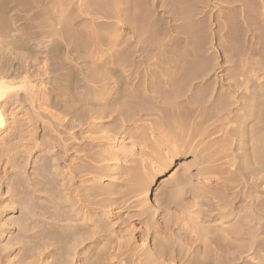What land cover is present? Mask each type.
Returning a JSON list of instances; mask_svg holds the SVG:
<instances>
[{
    "label": "bare ground",
    "instance_id": "obj_1",
    "mask_svg": "<svg viewBox=\"0 0 264 264\" xmlns=\"http://www.w3.org/2000/svg\"><path fill=\"white\" fill-rule=\"evenodd\" d=\"M155 1L0 0V264H227L264 257V95L254 93L249 69L232 66L245 75L247 111L238 117V143L214 149L216 157L230 154L233 166L209 167L197 137L221 129L229 137L236 116L231 94L207 78L210 58L200 49L207 18L190 17L201 0H161L163 10L186 18L174 29L189 35L192 54L179 61L180 48L172 55L163 46L173 42L157 37L168 18ZM242 1L251 21L253 0ZM123 26L133 41L122 40ZM136 36L143 52L156 45V59L135 60ZM180 140L189 154L176 151ZM159 143L168 152L160 175L181 161L158 187L155 176L147 180L140 172L134 181L116 172L108 182L92 172L106 156L117 159L122 144L131 145L128 168L137 171ZM43 154L44 176L54 185L45 191ZM133 196L138 212L128 201Z\"/></svg>",
    "mask_w": 264,
    "mask_h": 264
},
{
    "label": "rangeland",
    "instance_id": "obj_2",
    "mask_svg": "<svg viewBox=\"0 0 264 264\" xmlns=\"http://www.w3.org/2000/svg\"><path fill=\"white\" fill-rule=\"evenodd\" d=\"M162 1L161 0H156L155 1V2H158L157 6H156V7H159V8H157L158 11H160V10L166 11V10H163V8H164L163 4L161 6ZM226 1H228V2H226ZM241 1L240 0H235V2H234V0H206V2L204 3V1L202 2V0H201V1L198 2V3H200V5H198L197 2L194 3L195 10H191L192 15H190L192 20H197V19H199V17L200 18H207L206 24H205L206 25L205 28L206 27L207 28L206 29L204 28V30H206L207 33H206V31L203 30V32H205L206 38H203V40H205V42L203 40L201 41V42H204V45L202 46V48H200V47H201V45L203 43L202 44L199 43L200 44L199 48L201 50L204 49L202 52H204L206 55L208 54L209 55V56L207 55L208 58L211 59V60L209 59V62H207L210 65L209 68L206 67L207 69H205V71H207L209 69L207 71L208 72V74H207L208 77L207 78L210 77L209 78V80H211L210 82L213 81L214 83H216V88H217V90H222L221 93H223L225 91L226 93L229 92L231 94L232 100H233L232 102H233V107H234V111H235V116H236V117H234V121H233L232 126H231V129H235V130L232 131V133H231V135H229V137H227V138H224L225 136L222 137L223 134H224L223 133V129L217 130V132L211 133L205 138L202 135L197 137L199 139V141H201L200 145H198V147H197V149L199 148L197 151H198V153H200L201 156L204 154L203 156L208 157V161L206 162V164H210L211 165V163H212V166H209L211 168H213V166L214 167L216 166V165H213V164H217V166L219 164V166H222L223 169L231 168L230 167L231 165L233 166V164L230 162V160L232 161V156H230V154H228L227 156L224 155V157L223 156H219L221 154L218 155L219 157H216L213 154H214V152H216L215 150H216V147L218 146V144L220 146L221 145L220 143L221 142L223 143V141L226 144L228 143L229 146L233 145V147H234L235 144L238 143L239 137H237L236 132H235L237 127L239 126V118L238 117L240 116V114L242 115L245 111H247L246 108L243 109V105H242L243 102H244V99L247 97V95H245L246 97L245 98L243 97L244 99L242 98V94L245 91V86H243L241 84V82H243V80L245 79V75L243 77V75H241V74H235L234 71L232 70V66L233 65L235 66L236 64H239V65L242 64L243 66H241V67H243L244 69H249L250 74L253 73V75H254L253 76L254 77V93L257 94V95H261V96L264 95V0H253V1H250V5H251V21H248V17H247L248 14H247V11H246L247 9L243 10V5H242L243 1H242V3H241ZM257 3H258V5H257ZM158 4H159V6H158ZM222 5H224V7ZM235 5H237V6H235ZM229 6H231V7L233 6V7L230 9ZM236 8H238V9H236ZM196 10H197V12H196ZM207 12H209V13L207 14ZM232 12L233 13L236 12V13L233 14ZM160 13H161V11H160ZM164 13L166 15L165 17L168 18V19L165 20L166 23L164 22V24H165L164 25L165 32H164V34L161 33V34L157 35V37L159 36V39H161V38L164 39L165 38V39H167L166 41L171 40L173 42L172 44H171V42H168V44H170V46H173L174 48L170 47L167 44L166 41L162 42V44H164L166 42L165 44L168 45V48H165L163 46V49L164 50L165 49H168V50L170 49V51L172 52L171 53L172 55H173V53L175 54L178 51V48H180L178 53H176L177 57H178L177 59L179 60L180 57L182 58V56L184 55V57L181 59L183 61L184 59L187 58L186 57L187 54H190L192 52V49L190 48L191 45H190V43L188 41L189 39L187 38V36H189V35L187 33L183 32V31H181V30H178L177 28H176L177 30L174 29V28L177 27V25H180L179 23H183L182 21H186V18H183L184 15L177 14V15H179V16H177L176 14H172L173 12L170 13L169 10L164 12ZM175 17H177V18L179 17V18L175 19ZM196 17H197V19H196ZM225 18H226V20H225ZM142 20H143L142 15H137V17L135 16V18H134V22L138 26L140 25V23H142ZM239 20H242V21L240 22ZM228 21H229V23H228ZM231 21H235L238 26L236 25L235 22H233V23H235L234 24L235 25L234 28L230 27V26H232V25L229 26V24L232 23ZM172 22H173V24H172ZM225 25H227V26H225ZM123 27L124 28H123V32H122L123 33L122 40L125 41L129 37H131V35L130 34L128 35V32L126 33V31H127L126 30L127 29L126 26H123ZM235 28H236L237 32L235 31ZM167 29L169 30V32H168ZM233 30L235 32H233ZM259 30H261V31H259ZM170 32H171V34H170ZM236 34H238V35L240 34L239 37ZM203 35H204V33H203ZM126 36L127 37L129 36V37L127 38ZM167 37H169V38H167ZM172 37L173 38L175 37L174 40L170 39ZM125 38H127V39H125ZM131 40L133 41V38H129V41H131ZM137 40H138V38L136 36V45L137 44L139 45V42ZM161 41H162V39H161ZM174 41H175L176 45L178 44V42H180L179 44H181V43L182 44L180 45V47L179 46L177 47V46H175ZM230 41H232V42H230ZM238 41H239V43H238ZM186 42H188V43H186ZM231 44L233 45V47H232ZM155 46L156 45L152 46V47H154L153 50L151 48L150 52L146 53V52H143L142 49H140L142 47L139 45L138 46L139 48L137 47V49H136L135 60L139 59V57L142 58V54L143 55L145 54L144 57H146V58H148V55H149L150 59H152V60L156 59L155 53L157 52L156 53V56H157V54H158V50L157 49L158 48H155ZM181 46H182V50H181ZM186 47L190 48V50L187 49ZM238 47H240V48L238 49ZM184 48L187 51L185 50V52H184L183 51ZM174 49H175V51H172ZM201 50H198V52H201ZM189 51H191V52H189ZM166 52H167V50H166ZM181 52H184V53H182V55L180 56ZM207 56H206V58H207ZM181 60H179V61H181ZM206 66H208V65H206ZM252 67H253V69H252ZM234 105H236V106H234ZM107 128H108V126H107ZM131 134H130V136H131ZM135 134L137 135L138 133L135 132ZM130 136H128V137H130ZM212 139H215V140L217 139L218 141L216 140L217 141L216 142L215 140L213 141ZM180 141H178L179 145H178V142L177 143L173 142V144L172 143L171 144L172 145H174V143L176 144V145H174V147L176 148V151L179 150L180 152H184V153H188L189 154V151H190L189 146L186 145L183 142V140H180ZM211 141H213V142H211ZM139 143L145 146V144L141 143V138H139ZM180 143H181V145H180ZM122 146H123V149L121 148V150H119V152L117 154V159H116V157L114 159H111V155H110V158H109V156L108 157L106 156L105 157L106 159L104 158L102 160L103 162L100 161V162L96 163V165L94 166V169H93L92 172H94V170H95L96 172L100 173L101 175L100 174L98 175V174H96L94 172L95 175H97L99 179H101V180H103L105 182H108V180L111 177V174H116V172H117V174L119 173V175L123 176L124 178L127 177L130 181H134V179H136V177L141 178V176H144L143 177L144 179L150 180L151 177L155 176L158 179L157 180V186H156V187H158L159 186L158 184L160 183L161 178L164 175H166V176L170 175L172 173V171L177 167L179 162L181 161L180 159H177L176 164H174L173 166H170L169 169L167 170V172H165V174L160 175L161 171H162V164H163L162 163V161H163L162 158L164 156L168 157V152H167V148H166L165 144L159 143L158 152H155L154 154H152L153 156L151 155V157L149 159L150 161L147 160L148 163L146 162L145 165H141V167L137 170L138 172L136 171V169L132 170V171L131 170L129 171L128 166L133 162L132 156L128 155L130 153L129 152L130 151L129 148L131 147V145L122 144ZM127 147H129V148H127ZM124 148H125V150H124ZM161 152L162 153L164 152L165 155H162ZM212 156L216 157V158H213ZM211 158H213L214 160H212ZM43 159H44V154H43V156H40V159H39V162H40L39 163V168L41 169V172H42V176H41V178L39 180L41 185H39V186H40V188L42 190H44V189L45 190H51L54 187V185H51L47 181L46 177L44 176V174L48 173V170L46 168V164L48 162H46L47 160L45 162H43ZM128 159H129V161H128ZM122 160H123V163H121ZM127 161L130 162V164H128ZM119 162H120V164H119L120 166L118 165ZM226 163H229V165H227ZM125 164H127V165H125ZM217 166L215 167V169L217 168ZM114 167H115V169H114ZM204 167H206V166L204 165ZM97 169H98V171H97ZM209 171H210V174L213 171H215L216 173L218 171L222 172L221 170H218V171L217 170H213V171H211L210 168H209ZM44 172H46V173H44ZM139 172H140L141 176L139 175ZM215 172H213V174H215ZM220 172H218L220 174V175L218 174L219 177L222 176V175H223L222 177H224L225 171L222 172L223 173L222 175H221ZM207 173H209V172H207ZM105 174H107V175H105ZM215 175H217V174H215ZM102 177L105 178V179H103ZM129 177H131V178H129ZM228 178H226V179H228ZM204 183L208 186V181L207 180H204ZM175 185L174 186L172 185L171 188H169V189H171L170 192L172 193L170 196L173 197V198L170 197V199H172L173 201L177 199L176 196H178V195H175V193L176 194L178 193L180 184L176 183V181H175ZM116 187L119 189V186H116ZM156 187H154V189ZM167 188H165V189H167ZM114 189H116V188H114ZM165 189H161V191L163 190L162 192L164 193L166 191ZM248 191H250V190H248ZM248 191H247V194H248ZM250 193H252V191ZM169 194L170 193H168V194L164 193V195H166V196H169ZM243 194H244L243 192L242 193L238 192V194H237L238 197H239L238 200L243 198ZM252 194L251 195L249 194L251 196V197L249 196L251 199H253V196H254V195L252 196ZM249 197L247 198V196H246L247 200L249 202H251L250 201L251 199ZM206 198H207V196H206ZM128 201L132 202L131 203L132 209H134L135 211L138 212L139 203L136 204V197L133 196L132 198L128 199ZM248 201H247L248 205L251 206V204H249ZM40 202L42 203V201H40ZM262 203L263 202L261 201V199H259V206L262 205V207L260 206L261 207V209H260V227L261 228L264 227V216H263L264 215V206H263ZM247 209L248 208H247V205H246V210ZM33 210H35V212H36V211H38V208H33ZM249 210L250 209H248V211ZM50 211H52V210L50 209ZM51 214H52V212L46 213L47 216H49ZM2 215L4 216V221L5 220L7 221L10 218V214L9 213H7V214L5 213V214H2ZM16 225L17 226L20 225L19 220H18V223ZM17 228H19V227H17ZM36 236H37V238L35 237L34 241H36L38 243L41 241V238H44L43 236H41V234L40 235H36ZM36 242H34V243H36ZM221 261L219 260V264H222ZM228 263L229 264H264V257H258V258L255 257L254 258L253 255L252 256L250 255L249 257H242V258L241 257H239V258L236 257V259H233V260L231 259V261H229Z\"/></svg>",
    "mask_w": 264,
    "mask_h": 264
}]
</instances>
